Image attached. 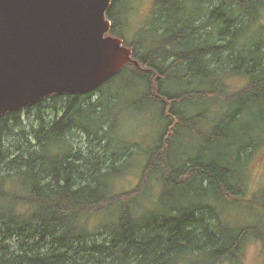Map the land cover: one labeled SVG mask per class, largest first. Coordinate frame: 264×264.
Instances as JSON below:
<instances>
[{
  "label": "trees",
  "instance_id": "16d2710c",
  "mask_svg": "<svg viewBox=\"0 0 264 264\" xmlns=\"http://www.w3.org/2000/svg\"><path fill=\"white\" fill-rule=\"evenodd\" d=\"M130 1L107 11L109 35L132 50L116 75L0 117V264H216L239 258L257 230L221 216L249 198L264 149V0H154L133 34ZM129 106L166 123L143 162L142 146L114 136ZM24 113L36 117L30 136ZM78 131L96 153L76 146ZM190 135L193 153H178ZM133 168L141 177L122 191L117 178ZM91 223L106 240H88Z\"/></svg>",
  "mask_w": 264,
  "mask_h": 264
},
{
  "label": "water",
  "instance_id": "95a60500",
  "mask_svg": "<svg viewBox=\"0 0 264 264\" xmlns=\"http://www.w3.org/2000/svg\"><path fill=\"white\" fill-rule=\"evenodd\" d=\"M112 0H0V117L50 94H87L132 60L107 35Z\"/></svg>",
  "mask_w": 264,
  "mask_h": 264
},
{
  "label": "rangeland",
  "instance_id": "374dc122",
  "mask_svg": "<svg viewBox=\"0 0 264 264\" xmlns=\"http://www.w3.org/2000/svg\"><path fill=\"white\" fill-rule=\"evenodd\" d=\"M153 4L154 0H131L129 4L125 6L126 9L131 8L126 15V19L132 22V26L128 28L131 34L136 32L137 29H141L143 23L146 24L152 21L150 12L152 11ZM182 13L191 16L193 14V3H187ZM260 20L264 24V12L260 16ZM159 75L161 76V74L157 72L153 74L151 78L152 86H156L155 79H158ZM233 83L234 85H240L241 81L234 80ZM209 109L211 113L220 111V108L214 105H209ZM22 122H24V127H26L25 132L28 134L26 136H30L32 128L30 124H36L35 115L32 113H24ZM163 126H166V123H162V125L156 124V114L151 110H146L139 106H129V108H123L120 124L114 136L122 137V140L126 143H132V145L137 143V146H142L143 149L140 148L133 157L143 156L142 161H140L143 162L146 158V149L148 148V150H150L157 138H160ZM11 135L14 137L17 136V139L12 140L14 145L22 141V139H19L18 133L12 132ZM71 138L76 143V146H79L84 153L91 152L89 148H92V151L96 153V144L88 140V137L84 133L78 131L71 135ZM194 141L195 139L192 135L180 140L178 142L180 148L178 153L187 152L191 155L193 153L192 144ZM255 159L256 160L251 166L248 179L247 194L249 198L242 201V203L245 204L226 208L221 218L232 227H252L257 230L250 231L247 234L245 245L239 258L232 260L224 259L216 264H264V198H262L264 193V149L256 153ZM141 167L142 165L139 164L138 169H141ZM134 168L132 171H125L117 178V183L122 191L130 190L138 183L141 176L137 174L138 169L133 171ZM248 200L249 204L246 202ZM98 225L97 223L90 224L92 237L88 238L89 241L96 240L101 242L106 240L107 233L97 229Z\"/></svg>",
  "mask_w": 264,
  "mask_h": 264
}]
</instances>
